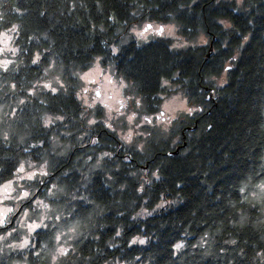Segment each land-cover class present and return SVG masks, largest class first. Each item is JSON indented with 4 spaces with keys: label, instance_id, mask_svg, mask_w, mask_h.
I'll use <instances>...</instances> for the list:
<instances>
[{
    "label": "clouds",
    "instance_id": "9594fccd",
    "mask_svg": "<svg viewBox=\"0 0 264 264\" xmlns=\"http://www.w3.org/2000/svg\"><path fill=\"white\" fill-rule=\"evenodd\" d=\"M26 3L0 0V264H156L159 252L125 253L157 243L151 219L185 202L167 185L156 188L167 179L163 169L182 142V124L205 108L190 104L182 85L174 83L178 69L160 75L149 93L112 58L133 39L136 47L141 40L150 43V36L171 39L173 50L206 46L210 37L198 29L192 43L179 35L177 23L141 19L144 5L136 0L127 13L131 23L113 8L106 11L102 0ZM235 4L234 13L245 0ZM216 22L224 30L235 27L227 18ZM77 25L89 39L83 50L68 35ZM97 38L107 53L83 54ZM230 61L219 77L204 82L223 87ZM238 194L228 202L233 211L227 222H202L204 230L190 246L185 237L195 235L192 222L181 221L180 238L168 245L170 260L197 250L207 257L219 244L221 254L234 251L228 264H237L236 257L264 264V172L241 181ZM134 224L139 230L128 233Z\"/></svg>",
    "mask_w": 264,
    "mask_h": 264
},
{
    "label": "trees",
    "instance_id": "16d2710c",
    "mask_svg": "<svg viewBox=\"0 0 264 264\" xmlns=\"http://www.w3.org/2000/svg\"><path fill=\"white\" fill-rule=\"evenodd\" d=\"M190 2L136 0V5H144L143 9H138L143 13L141 19L147 15L159 22L177 23L180 25L179 35L192 43L199 35L198 29H202L210 37L208 45L169 50L173 43L169 39L156 37L149 39L151 42L147 44L141 40L140 47H136L137 41L133 39L112 58L120 71L136 78L149 93L156 91L160 75L170 77L178 69L180 75L174 83L182 85L190 104H201L205 108L203 113H197L182 124V142L163 169L167 179L156 188L159 191L167 185L173 194L179 191L186 198L185 202L151 219L149 228L156 229L157 243L150 241L147 248L134 246L125 255L159 252L156 264H228L234 251L229 248L228 252L221 254L219 244L207 257L197 250L195 254L181 253L183 259L175 260H170L168 245L180 238L183 231L181 221L183 224L192 222L190 231L195 235L185 237L189 246L196 240V235L203 232L202 222L213 227L219 226L221 219L226 223V214L233 211L228 202L239 198L241 181L249 175L255 176L256 172H264V0H245L248 10L242 7L235 13V0H220L218 4L215 0H196L189 8ZM102 3L106 11L113 8L121 18H129L128 10L135 6L133 0H102ZM18 6L28 5L26 0H18ZM91 7L94 12V4ZM169 12L174 14V19L168 17ZM217 17L231 20L235 27L222 29L216 22ZM132 19L129 18L130 23ZM83 31L78 25L68 30V35L74 37L72 42L81 50L89 43L88 37L82 35ZM249 34L248 41L241 48L243 36ZM237 51L240 53L238 59L230 61ZM93 52L107 53L99 38L95 40V47L83 54ZM226 61L233 65L227 72V83L223 87H215L212 81L205 83L206 76H220ZM185 78H188L187 84H184ZM214 87L215 92H212ZM189 132L190 136L187 135ZM184 148L188 152L181 155ZM177 180L183 181L180 189L175 187ZM123 220L127 222L128 217ZM165 223L164 228L159 227ZM138 230L134 224L128 233ZM236 260L237 264H244L239 257Z\"/></svg>",
    "mask_w": 264,
    "mask_h": 264
},
{
    "label": "rangeland",
    "instance_id": "374dc122",
    "mask_svg": "<svg viewBox=\"0 0 264 264\" xmlns=\"http://www.w3.org/2000/svg\"><path fill=\"white\" fill-rule=\"evenodd\" d=\"M154 38H156V37H155V36H150V37H149V39H151V40L154 39ZM160 38H161V37H160ZM165 39H167V38H165ZM169 40H171V39H169ZM177 49H178V48H177Z\"/></svg>",
    "mask_w": 264,
    "mask_h": 264
},
{
    "label": "water",
    "instance_id": "95a60500",
    "mask_svg": "<svg viewBox=\"0 0 264 264\" xmlns=\"http://www.w3.org/2000/svg\"><path fill=\"white\" fill-rule=\"evenodd\" d=\"M210 50H211V48H210ZM209 56H210V55L208 54V57H209ZM209 96H211V93L209 94ZM210 100L213 102V99L210 98Z\"/></svg>",
    "mask_w": 264,
    "mask_h": 264
}]
</instances>
